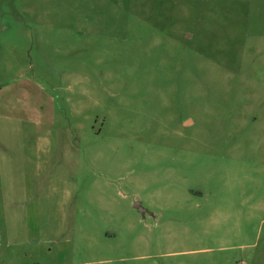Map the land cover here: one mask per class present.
<instances>
[{
  "label": "rangeland",
  "instance_id": "374dc122",
  "mask_svg": "<svg viewBox=\"0 0 264 264\" xmlns=\"http://www.w3.org/2000/svg\"><path fill=\"white\" fill-rule=\"evenodd\" d=\"M0 264H264V0H0Z\"/></svg>",
  "mask_w": 264,
  "mask_h": 264
},
{
  "label": "water",
  "instance_id": "95a60500",
  "mask_svg": "<svg viewBox=\"0 0 264 264\" xmlns=\"http://www.w3.org/2000/svg\"><path fill=\"white\" fill-rule=\"evenodd\" d=\"M136 205H137L141 210L146 211V208L142 205L141 202H138Z\"/></svg>",
  "mask_w": 264,
  "mask_h": 264
}]
</instances>
